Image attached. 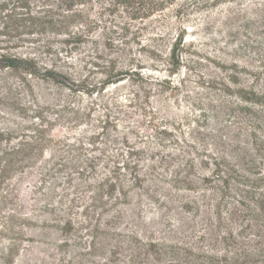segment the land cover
Returning <instances> with one entry per match:
<instances>
[{
	"label": "rangeland",
	"instance_id": "rangeland-1",
	"mask_svg": "<svg viewBox=\"0 0 264 264\" xmlns=\"http://www.w3.org/2000/svg\"><path fill=\"white\" fill-rule=\"evenodd\" d=\"M260 2L264 0H221L190 15L180 13L176 4L146 21H101L83 42L70 45L64 44L69 37L52 24L32 33L29 28L17 31L20 21H0V39L8 40L18 51H32L40 62L72 79L69 89L32 78L34 92L19 84L14 93L19 99L16 102L14 97L3 99L2 87L18 85L21 75L0 71V109H8V114L0 111V125L8 121L11 126L30 128L37 121L35 104L50 100L62 105L47 113L55 139L73 141L93 131H107L126 157L129 151L133 153L130 159L141 163L142 170L154 161V172L164 174L163 186L171 182L172 165L179 161L174 158L183 155L195 158L201 176L199 188L183 192L184 200L196 201L194 208L180 209L176 199L180 194L172 191L169 198L162 197V204L135 197L132 203L121 205L117 223L102 226L101 232L107 233L100 232L96 246L90 247L91 230L78 227L62 231L43 211L45 203L61 205L59 196L68 187L65 177L70 169L47 176L43 182L33 172L17 182L27 237L12 264H104L107 257H115L111 249L116 237L129 241L138 233L197 244L196 234L227 235V230L240 229L247 215L240 201L254 206L264 197V116L258 127L252 116V111L264 113V108L248 100L250 90L264 94V18L255 14L263 7L255 5ZM124 22L127 30L123 35L110 34L123 43L122 48H107V29L115 30ZM78 25L75 21L71 30H77ZM180 38H184L181 66L172 73L167 60L172 44ZM108 65L118 69L144 67L158 83L147 93L134 75L135 80H121L100 89ZM112 151L116 153V147ZM220 156L225 165L233 167L229 189H224L222 178L217 176ZM37 164H52L49 151ZM97 217L101 225L110 218L108 213ZM223 244H219V251H223ZM120 246L126 248L125 242ZM129 254L123 250L116 261L123 262Z\"/></svg>",
	"mask_w": 264,
	"mask_h": 264
},
{
	"label": "trees",
	"instance_id": "trees-1",
	"mask_svg": "<svg viewBox=\"0 0 264 264\" xmlns=\"http://www.w3.org/2000/svg\"><path fill=\"white\" fill-rule=\"evenodd\" d=\"M234 1L237 0H233V3ZM220 2L221 0H0V21H20L21 24L15 29L18 31L29 28L32 33L39 32L46 25L52 24L60 33H65L69 37L65 39L64 44L70 45L83 42L87 34L97 29L101 21H146L176 4L180 13L190 15L194 11L216 6ZM255 5H263L255 14L259 13L264 18V2ZM75 21H79L80 25L77 26V30L72 31L71 25ZM126 23L124 22L119 28L114 25L115 30L107 29L105 35L107 48H122L123 43L119 44L120 40L111 37L110 34L118 32L123 35L127 30ZM183 45L184 38H180L170 48L167 64L168 70L172 73L180 69ZM16 48L15 45H10L8 40L0 39V71L10 70L21 75L18 85L10 84L2 87L3 99L14 97V100L19 102L14 96L15 91L17 93L19 90V84L24 88L28 86L34 92L32 78L41 82L62 84L72 89L67 85L72 81L69 75L56 67L43 64L32 55V51L22 52ZM263 54L264 52L261 56ZM107 68L109 69L106 72L107 78L100 83V89L103 90H106L107 84L130 80L134 75L139 77V82L147 93L151 92L153 84L158 83V78L146 74L144 67L118 69L115 65H108ZM250 92L251 97L248 100L253 105L264 108V94L255 89ZM55 107L61 108L62 105L50 100L41 104L36 103L34 111L37 121L30 128L20 125L11 126L8 121H1L0 264H12L27 237L23 224L26 218L22 217L17 201L19 191L17 182L33 172L38 173L43 182L47 176H55L54 173L61 172L64 168L70 169V173L65 177L68 187L59 196L58 203L61 205L45 203L43 211L50 214L49 220L59 223L58 226L62 231L69 232L78 227L91 230L90 247L96 246V238L103 229L102 226L105 228L107 225L112 226L117 223L122 216L121 205L132 203L135 197L139 199L147 197L162 204V197L169 198L175 192L176 195L180 194V198L178 196L176 198L180 203L178 205L180 209L194 208L195 200L183 199L185 197L183 192L200 187L201 176L194 157L183 155L174 158V161L176 159L179 161L177 165H172L171 182L163 186L164 174L154 172L156 167L154 161L148 169L142 170L141 163L130 159V154L133 153L129 151L126 157L121 147L116 144V140L110 138L107 131L105 133L93 131L88 137H74L73 141L55 139L51 134L55 128L51 126L50 119H46L48 111L51 108L54 110ZM141 109L144 108L141 106ZM7 110L0 109L5 114ZM252 116L258 127L263 122L264 113L255 110L252 111ZM101 127L103 130L106 128L105 125ZM103 138L107 140L103 141ZM111 142H114L112 143L114 146L109 149ZM114 147L116 153L112 151ZM48 151L52 164L50 166L37 164L39 158L46 156ZM63 152H67L68 156L65 157ZM219 160L217 176L222 178L224 189H229L228 181L233 177V167L225 165L223 156H220ZM240 204L243 205L244 213L247 215L244 216L240 229L227 230V235L199 233L195 235V239H199L197 244H191L185 239L166 241L160 237H142L138 233L130 236L129 241L116 237V243H113L111 249V254L115 257H107L108 262L104 264H264V197L257 200L254 206L245 204L244 201H240ZM196 208L199 212L197 205ZM106 213L110 218L101 225L99 217L95 218V216ZM82 216H84L83 221ZM191 230L187 229V232H192ZM111 238L114 237L111 235ZM121 242H125L126 248L120 246ZM222 242H224L223 251H219L217 248ZM227 246H231L232 249H228ZM125 249L130 254L123 262H117L118 254Z\"/></svg>",
	"mask_w": 264,
	"mask_h": 264
}]
</instances>
